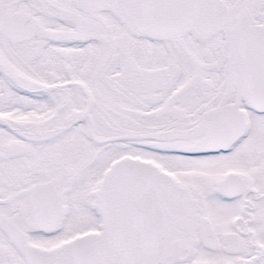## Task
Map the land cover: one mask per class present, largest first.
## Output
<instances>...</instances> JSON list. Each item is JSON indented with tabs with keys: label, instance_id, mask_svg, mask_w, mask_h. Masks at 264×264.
<instances>
[{
	"label": "snow or ice",
	"instance_id": "obj_1",
	"mask_svg": "<svg viewBox=\"0 0 264 264\" xmlns=\"http://www.w3.org/2000/svg\"><path fill=\"white\" fill-rule=\"evenodd\" d=\"M0 264H264V0H0Z\"/></svg>",
	"mask_w": 264,
	"mask_h": 264
}]
</instances>
